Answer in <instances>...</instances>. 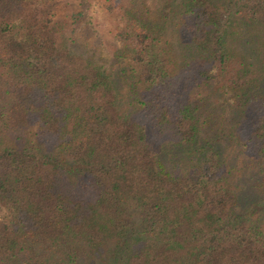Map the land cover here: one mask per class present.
Masks as SVG:
<instances>
[{"label": "trees", "instance_id": "1", "mask_svg": "<svg viewBox=\"0 0 264 264\" xmlns=\"http://www.w3.org/2000/svg\"><path fill=\"white\" fill-rule=\"evenodd\" d=\"M108 1L0 0V264H264V0Z\"/></svg>", "mask_w": 264, "mask_h": 264}, {"label": "rangeland", "instance_id": "2", "mask_svg": "<svg viewBox=\"0 0 264 264\" xmlns=\"http://www.w3.org/2000/svg\"><path fill=\"white\" fill-rule=\"evenodd\" d=\"M108 7V0H58L57 15L76 29L89 50L96 48L99 56L110 60L119 39L114 32L117 20Z\"/></svg>", "mask_w": 264, "mask_h": 264}]
</instances>
